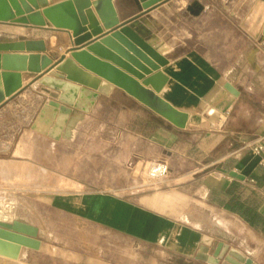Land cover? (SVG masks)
I'll return each mask as SVG.
<instances>
[{"label": "crops", "instance_id": "obj_1", "mask_svg": "<svg viewBox=\"0 0 264 264\" xmlns=\"http://www.w3.org/2000/svg\"><path fill=\"white\" fill-rule=\"evenodd\" d=\"M241 1L227 11L215 0H162L147 12L152 30L147 29L161 44L153 47L169 60L160 67L168 80L157 94L188 114L184 127L115 85L109 94L100 93L89 111L74 109L62 138L54 139L32 127L46 99L53 97L47 91L53 90L39 81L41 74L21 71L23 87L0 103V175L25 181L40 176V188L25 182L12 189L25 195L41 221L27 210L8 218L3 213L2 219L37 226L40 246H21L17 258L0 252V259L22 264H214L203 254L197 257L212 239L208 255L221 241L252 258V264H264V152L249 146L264 135V34L256 38L242 26L256 0L248 5ZM113 2L122 25L145 12L140 0ZM194 3L203 5L199 13L191 9ZM46 21L48 25L0 20V41L42 39L46 50L41 53L53 62L68 57L75 45L72 31ZM112 31L103 27L81 49ZM98 128L101 135L120 140L124 158L166 160V179L126 194L115 192L108 177L112 165L84 163L110 159L109 154L70 151L82 141L95 147ZM67 156L83 162L66 166ZM49 171L64 188H47ZM2 185L0 191L10 189ZM42 209L64 218L53 219ZM54 227L63 235L55 236Z\"/></svg>", "mask_w": 264, "mask_h": 264}, {"label": "water", "instance_id": "obj_2", "mask_svg": "<svg viewBox=\"0 0 264 264\" xmlns=\"http://www.w3.org/2000/svg\"><path fill=\"white\" fill-rule=\"evenodd\" d=\"M140 1L145 9L140 19L122 25L113 0H62L52 4L49 0H0V20L48 25L47 19L54 27L70 29L75 43L68 57L63 55L59 61L53 62L48 54L41 53L46 50L42 39L0 41V103L7 95L23 87L21 71H31L41 74L39 81L53 90L47 91L53 97L46 99L32 127L54 139L62 138L74 109L89 111L100 93L109 94L115 85L177 126L184 127L188 114L177 110L157 94L168 80L160 67L169 60L153 47L155 44L161 48V44L147 29L152 30L147 22L151 16L147 12L162 0ZM215 1L227 11L236 2ZM193 8H197L199 13L203 5L194 3ZM242 26L256 38L264 34V0L254 2ZM103 27L114 28V31L99 41L86 43L81 49L80 45L93 33L102 32ZM24 50L29 53H20ZM142 51L157 64L152 63ZM137 57L151 65L146 66ZM42 69L46 72L42 73ZM138 79L143 80L142 84L152 86L153 90L144 87ZM227 87L234 91L230 83ZM231 175L242 177L235 171H231ZM38 232L37 226L25 221L2 219L0 211V237L14 243L0 241L2 255L17 258L21 246L39 248ZM213 243L211 239L209 245H202L197 257L203 254V259L214 264H252V258L221 241L208 255ZM0 264L22 263L0 259Z\"/></svg>", "mask_w": 264, "mask_h": 264}, {"label": "rangeland", "instance_id": "obj_3", "mask_svg": "<svg viewBox=\"0 0 264 264\" xmlns=\"http://www.w3.org/2000/svg\"><path fill=\"white\" fill-rule=\"evenodd\" d=\"M241 4H250L249 0H242L240 2ZM94 129H92L93 131ZM97 130V144L94 146H91L87 143L82 141L77 146H71L70 151L75 150L76 152H92L95 151L97 153H103V154H109L110 159H90L85 160L84 163H94L98 164L97 166L99 168H102L103 166H109L112 165L113 169V175L108 176L113 181V189L115 192L121 194L125 193L128 190L131 191V189H136L137 187H141L143 184H150L157 179H152L148 175V167L149 165L155 161H145L141 158H138L137 156L130 154L126 158L121 155V144L120 140L116 141L115 139H111L110 135L100 134V129ZM91 131V132H92ZM88 134H94V133H86ZM107 134H110L107 132ZM83 135V134H82ZM95 135V134H94ZM108 155V156H109ZM79 162H83L82 160H74L72 159V156H67L66 158V166H78ZM3 170H0V173H2ZM49 186L47 188L53 189L57 187H62V183H59L57 185L56 179L59 178L55 173L52 171H49ZM165 178L159 179L164 180ZM60 179L59 181H61ZM25 182L29 184L30 187L33 188H40L41 182H40V176H33V178H30V180L27 179V181L24 180L23 176H6L1 174L0 175V186H8L10 189H7V191H0V210L2 211V214L4 213V216L8 218L12 214H15L16 212H24L29 211L30 214H32L33 217H36L38 221H41V216L38 211H36L35 207L28 202L29 200L25 198V195L19 191H14V186L20 187L21 185H25ZM38 184V185H37ZM121 185H125V187H122ZM121 188H124L122 190ZM126 194V193H125ZM47 212L48 216L52 217L53 219L61 218L63 219V216L57 215L55 212L51 211H44ZM63 235L62 230H58L57 227H54L53 234L57 236V234ZM245 254V253H244Z\"/></svg>", "mask_w": 264, "mask_h": 264}, {"label": "built area", "instance_id": "obj_4", "mask_svg": "<svg viewBox=\"0 0 264 264\" xmlns=\"http://www.w3.org/2000/svg\"><path fill=\"white\" fill-rule=\"evenodd\" d=\"M249 146L256 153L264 152V135L257 137ZM169 172V164L166 160H155L148 167V175L152 179H162L167 177Z\"/></svg>", "mask_w": 264, "mask_h": 264}]
</instances>
